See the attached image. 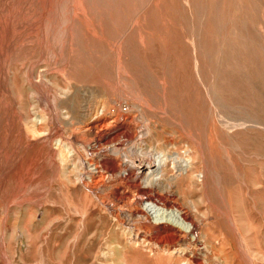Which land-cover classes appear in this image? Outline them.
I'll return each mask as SVG.
<instances>
[{"label": "rangeland", "instance_id": "obj_1", "mask_svg": "<svg viewBox=\"0 0 264 264\" xmlns=\"http://www.w3.org/2000/svg\"><path fill=\"white\" fill-rule=\"evenodd\" d=\"M142 125L190 162L159 193L264 264V0H0V264H182L136 241L135 187L91 183L100 140Z\"/></svg>", "mask_w": 264, "mask_h": 264}, {"label": "bare ground", "instance_id": "obj_2", "mask_svg": "<svg viewBox=\"0 0 264 264\" xmlns=\"http://www.w3.org/2000/svg\"><path fill=\"white\" fill-rule=\"evenodd\" d=\"M86 124L93 130L101 126L99 118L94 115L87 119ZM119 136L122 139L118 138ZM146 136L147 127L142 125L136 130L134 128L132 133L122 130L115 136L108 135L100 140L99 149L94 151L100 158L90 162V179L95 185L93 188L98 187L96 184L99 180L105 181L107 178L125 183L136 188V199L140 204L146 202L153 206L138 208V204V207L127 215L130 228L138 230L137 242H148V247L153 250L176 255L182 260V264H228L224 262L221 252L204 240L206 233L196 215L183 207L174 196L163 195L158 191L157 181L161 175H157L168 163L174 162L181 171L188 172L190 162L181 156L173 157L163 151L147 150L143 146ZM92 148L95 149L96 145L86 146L88 151L93 150ZM106 158L112 160L108 161ZM205 177V173L197 175L198 180L206 179ZM123 199L124 196L118 198L119 202ZM155 208L158 210L154 216L155 213L151 212ZM229 224L236 235L243 236L234 218L229 217ZM246 258L254 264L253 255L246 253Z\"/></svg>", "mask_w": 264, "mask_h": 264}]
</instances>
